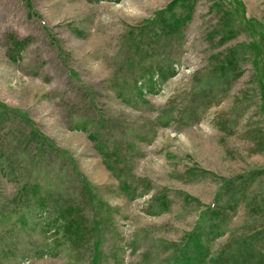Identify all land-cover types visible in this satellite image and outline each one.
<instances>
[{
    "label": "rangeland",
    "instance_id": "374dc122",
    "mask_svg": "<svg viewBox=\"0 0 264 264\" xmlns=\"http://www.w3.org/2000/svg\"><path fill=\"white\" fill-rule=\"evenodd\" d=\"M0 102L66 150L91 189L41 162V191L69 200L3 222L0 264L264 254V0H0ZM15 189L0 170V197ZM67 205L87 227L100 221L98 243L64 238Z\"/></svg>",
    "mask_w": 264,
    "mask_h": 264
},
{
    "label": "trees",
    "instance_id": "16d2710c",
    "mask_svg": "<svg viewBox=\"0 0 264 264\" xmlns=\"http://www.w3.org/2000/svg\"><path fill=\"white\" fill-rule=\"evenodd\" d=\"M170 5L165 9L170 7ZM176 22L177 24L181 23L179 19H177ZM167 24H163L162 22L161 32H165V25L167 27ZM156 34L157 36L160 35L158 33ZM150 39L152 41L154 37ZM229 60L230 64L233 63L231 59ZM171 69L172 68H170L169 73L165 75L163 69L160 67L155 69L154 72L159 73V75L162 74L163 76H167L173 74ZM154 72H152L151 75ZM133 83V88H137L138 92H140L141 89L139 90L137 86L138 82ZM149 83L153 84V82H148V84ZM90 123L91 121L89 117L80 118L79 124L76 126H78L79 129H86ZM0 133V170L5 175L7 173L13 175V178L16 181V189L11 199L7 200L0 197V225L3 222L8 221L13 230L18 222L23 225L27 222V218L31 219L38 216L40 217L42 214L39 212L45 211L47 206L52 208L57 206L61 207L69 200L67 196L63 195L62 190H56V192L47 190L44 193L41 191L40 181L38 180L39 177L33 175L34 171L35 173H41L43 169L42 166H39L41 162L45 163L46 166V163L51 160L54 161L55 168L52 165V169H56V176L63 177L68 172V175L70 174L77 179L81 183L83 189L88 190L90 193L91 189L89 183L77 168L73 157L66 150L57 146L53 139L44 134L39 129L38 125L30 119L25 112L19 109H13L0 102ZM89 135L91 138L95 137L94 132ZM97 146L100 145L97 144ZM116 151H113L111 154H116ZM6 167L9 169L8 171L6 170ZM24 170H27L28 174L22 176V171ZM35 209L38 210V212H32L33 210L35 211ZM214 210L215 209H211L209 212L213 213ZM81 211L82 210H76L74 206L70 205L63 207L60 215L64 222L62 231L64 238L76 242L82 238L84 233H89L95 243H98L102 236L100 221H96L93 217L92 226L87 227V218L81 213ZM214 226V224H211L208 227ZM198 245L199 247L205 248V251L199 252V256H201L200 258L202 260H199V262L203 263L206 260L207 246L204 244L200 245L197 239L195 240L194 246L198 247ZM11 248H13V246H11ZM97 250L98 244L94 246L93 250L95 257ZM196 255L198 256V252ZM227 258L229 257L225 256L224 258H221V264H229V260H225ZM253 258V261L247 262L246 264H264V254L256 257L254 255ZM237 260L240 259L234 260L233 264H239ZM230 264L232 263L230 262Z\"/></svg>",
    "mask_w": 264,
    "mask_h": 264
}]
</instances>
